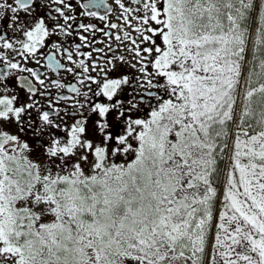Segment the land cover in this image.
Wrapping results in <instances>:
<instances>
[{
	"label": "snow or ice",
	"instance_id": "obj_1",
	"mask_svg": "<svg viewBox=\"0 0 264 264\" xmlns=\"http://www.w3.org/2000/svg\"><path fill=\"white\" fill-rule=\"evenodd\" d=\"M0 264H264V0H0Z\"/></svg>",
	"mask_w": 264,
	"mask_h": 264
}]
</instances>
